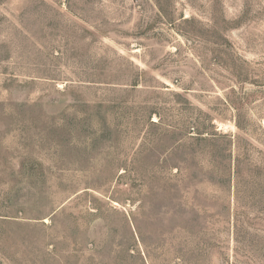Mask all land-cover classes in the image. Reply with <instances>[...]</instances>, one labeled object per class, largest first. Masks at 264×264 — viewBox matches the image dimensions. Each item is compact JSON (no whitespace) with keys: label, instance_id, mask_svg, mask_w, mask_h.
<instances>
[{"label":"rangeland","instance_id":"obj_1","mask_svg":"<svg viewBox=\"0 0 264 264\" xmlns=\"http://www.w3.org/2000/svg\"><path fill=\"white\" fill-rule=\"evenodd\" d=\"M0 264H264V0H0Z\"/></svg>","mask_w":264,"mask_h":264}]
</instances>
